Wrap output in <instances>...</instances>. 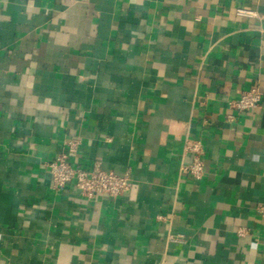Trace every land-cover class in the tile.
Here are the masks:
<instances>
[{
	"label": "crops",
	"instance_id": "obj_1",
	"mask_svg": "<svg viewBox=\"0 0 264 264\" xmlns=\"http://www.w3.org/2000/svg\"><path fill=\"white\" fill-rule=\"evenodd\" d=\"M73 137L129 190L52 191ZM261 204L264 0H0V264H264Z\"/></svg>",
	"mask_w": 264,
	"mask_h": 264
},
{
	"label": "built area",
	"instance_id": "obj_2",
	"mask_svg": "<svg viewBox=\"0 0 264 264\" xmlns=\"http://www.w3.org/2000/svg\"><path fill=\"white\" fill-rule=\"evenodd\" d=\"M236 14L239 16L253 17L256 14L246 8H238ZM261 100V93L257 87H252L242 91L237 99L229 104L237 112L255 109ZM229 120L231 117L229 116ZM80 141L78 138L64 140L63 150L49 161L46 167L50 174V187L52 191H57L72 184L75 189L84 197L89 199L97 196L116 198L126 193L130 188V170L121 172L106 170L95 162L90 168L81 167L70 161V156L77 152ZM199 140H187L185 151L191 154L190 161L183 167L194 179H201L203 176V162L201 159L202 147ZM256 211L264 217V204L258 205ZM237 234H245L244 229H239ZM173 238V237H171ZM174 239V238H173ZM179 240V239H175Z\"/></svg>",
	"mask_w": 264,
	"mask_h": 264
}]
</instances>
